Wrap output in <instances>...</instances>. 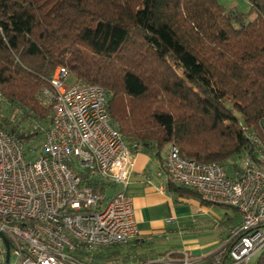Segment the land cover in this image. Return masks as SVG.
<instances>
[{
    "label": "trees",
    "instance_id": "16d2710c",
    "mask_svg": "<svg viewBox=\"0 0 264 264\" xmlns=\"http://www.w3.org/2000/svg\"><path fill=\"white\" fill-rule=\"evenodd\" d=\"M248 2L255 16L245 22L218 0H0V125L28 158L39 155L52 120L44 90L63 66L107 91L129 148L159 154L175 144L183 158L240 178L244 156L254 158L246 131L264 137V0ZM185 187L167 183L194 193ZM146 241L78 244L75 254L161 264L139 253Z\"/></svg>",
    "mask_w": 264,
    "mask_h": 264
},
{
    "label": "built area",
    "instance_id": "2783aa9c",
    "mask_svg": "<svg viewBox=\"0 0 264 264\" xmlns=\"http://www.w3.org/2000/svg\"><path fill=\"white\" fill-rule=\"evenodd\" d=\"M70 78L58 66L44 90L52 120L39 155L28 158L22 142L0 125V264H87L75 254L78 244L108 247L137 234L131 197L124 193L136 151L111 121L107 91ZM246 137L254 158L244 156V173L237 179L226 177L217 162L183 158L175 144L166 153L168 182L239 213L226 248L209 257L210 264L226 257L231 264H246L264 247V137L250 131ZM108 184L121 189L107 196ZM167 256L165 264L194 261L186 252Z\"/></svg>",
    "mask_w": 264,
    "mask_h": 264
},
{
    "label": "crops",
    "instance_id": "0c3cea01",
    "mask_svg": "<svg viewBox=\"0 0 264 264\" xmlns=\"http://www.w3.org/2000/svg\"><path fill=\"white\" fill-rule=\"evenodd\" d=\"M218 1L234 11H239L242 5H247L246 3L249 5L248 0ZM168 148L164 153L161 151L159 154L154 153L153 150L146 152L141 149L134 154L133 168L124 188V193L131 197L133 218L137 227V234L133 238L147 239L144 242L147 248L141 247L139 253L144 254L148 263L165 264L164 259L168 257L167 255L176 259L183 257L186 252L194 259L192 264H210L209 257L226 248L228 236L240 223L239 213L234 208L203 201L189 187L183 186L194 193L181 194L168 190L165 171ZM120 189V185L108 184L106 195H112ZM228 209L232 211L229 212ZM219 227L223 229L220 232ZM206 228H212L213 232L200 233L202 230H207ZM176 234L178 240L168 241L170 236L176 237ZM196 234H204L214 239L200 244ZM161 239H166L167 243L163 245ZM262 250L264 251V247L249 256L246 264L260 252L259 257ZM258 257L255 258L254 263ZM219 264H231V262L226 257Z\"/></svg>",
    "mask_w": 264,
    "mask_h": 264
},
{
    "label": "rangeland",
    "instance_id": "374dc122",
    "mask_svg": "<svg viewBox=\"0 0 264 264\" xmlns=\"http://www.w3.org/2000/svg\"><path fill=\"white\" fill-rule=\"evenodd\" d=\"M247 5H242V8L239 10L240 12H242L244 14V20L245 22L247 21H250L254 16H255V13L253 12V10L251 9V7L248 5V3H246ZM69 80H73V78H70ZM168 146H165L163 149H162V153L165 152V150H167ZM229 212L232 211V209H228ZM207 230H202L200 233H205V232H213L212 231V228H206ZM211 230V231H209ZM219 232L222 231V227H219ZM178 235L176 234V237L173 235V236H170L168 239V241H172L173 242V239L175 240H178ZM196 237H198V242L200 244H204L206 242H209L211 240L214 239V237H211V236H207V235H204V234H196ZM160 242L164 245L165 243H167L166 239H161ZM263 251V250H262ZM260 253V252H259ZM259 253H257L254 258L250 259L249 263L248 264H252L254 263V260L256 257H258ZM130 264H138V261H133L131 262Z\"/></svg>",
    "mask_w": 264,
    "mask_h": 264
},
{
    "label": "water",
    "instance_id": "95a60500",
    "mask_svg": "<svg viewBox=\"0 0 264 264\" xmlns=\"http://www.w3.org/2000/svg\"><path fill=\"white\" fill-rule=\"evenodd\" d=\"M2 238H3V241L5 242V244L7 245L8 244V240L5 237V235H2ZM7 250H8V246H7ZM7 255H8V253H7Z\"/></svg>",
    "mask_w": 264,
    "mask_h": 264
}]
</instances>
